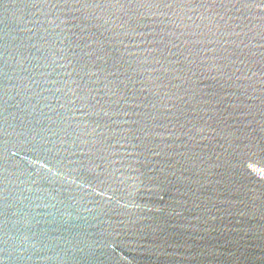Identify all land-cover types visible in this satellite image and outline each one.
I'll return each instance as SVG.
<instances>
[{
	"label": "water",
	"instance_id": "water-1",
	"mask_svg": "<svg viewBox=\"0 0 264 264\" xmlns=\"http://www.w3.org/2000/svg\"><path fill=\"white\" fill-rule=\"evenodd\" d=\"M0 264H264V0H0Z\"/></svg>",
	"mask_w": 264,
	"mask_h": 264
}]
</instances>
